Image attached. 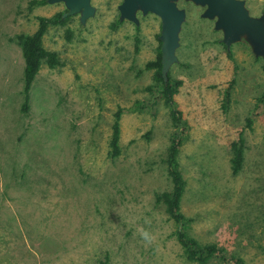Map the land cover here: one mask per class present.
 Here are the masks:
<instances>
[{"label": "rangeland", "instance_id": "rangeland-1", "mask_svg": "<svg viewBox=\"0 0 264 264\" xmlns=\"http://www.w3.org/2000/svg\"><path fill=\"white\" fill-rule=\"evenodd\" d=\"M42 1L0 0V264H226L187 259L158 203L172 153L190 234L264 264V59L246 41L228 50L204 8L180 0L177 123L154 90L160 18L139 13L136 25L119 19L122 0H92L86 24L48 26L55 62L26 93L18 35L66 11ZM247 4L264 14V0Z\"/></svg>", "mask_w": 264, "mask_h": 264}, {"label": "water", "instance_id": "water-1", "mask_svg": "<svg viewBox=\"0 0 264 264\" xmlns=\"http://www.w3.org/2000/svg\"><path fill=\"white\" fill-rule=\"evenodd\" d=\"M50 4L63 3L66 11L63 17L79 15L80 22L96 15L92 0H47ZM179 0H122L118 5L119 19L140 24L138 14H155L161 20V64L162 76L166 82L173 64L179 58L177 50L181 45V31L187 19V10L178 4ZM204 8L202 18L213 20L214 29L223 34L222 41L229 50L237 42L246 41L256 57L264 59V14L254 16L246 0H185Z\"/></svg>", "mask_w": 264, "mask_h": 264}, {"label": "trees", "instance_id": "trees-1", "mask_svg": "<svg viewBox=\"0 0 264 264\" xmlns=\"http://www.w3.org/2000/svg\"><path fill=\"white\" fill-rule=\"evenodd\" d=\"M46 1V0H45ZM42 1V2H45ZM64 12H59L51 18L40 17L39 28L32 34L18 35L19 44L23 50V57L25 61L24 67V82L25 92L31 88L32 82L38 74L41 64L43 62H50L54 64V55L50 54L43 46L42 39L49 25L61 24L65 22L66 18L63 17ZM156 64L158 70L156 72L157 80L161 81L158 87H154L155 92L161 95L166 104L171 108L172 116L178 123H182L179 116L182 114L177 101L174 99V94L178 90L179 81L172 80L169 77L166 82L162 76L161 53ZM151 65V64H150ZM153 90V89H152ZM264 102V97L261 98ZM25 107L27 105L25 104ZM119 131L117 124L115 125V132L111 139L112 154L118 156L120 148L118 145ZM168 174L172 181V188L169 191L163 192L157 196L158 203L163 205L166 213L173 219L179 226L177 230V240L183 248L187 259L207 263L216 257L223 260L226 264H243V260L239 257L228 255L217 244H203L196 237L190 234L191 220L187 218L182 211V200L186 190V180L184 179L177 159L172 153L167 159Z\"/></svg>", "mask_w": 264, "mask_h": 264}, {"label": "flooded vegetation", "instance_id": "flooded-vegetation-1", "mask_svg": "<svg viewBox=\"0 0 264 264\" xmlns=\"http://www.w3.org/2000/svg\"><path fill=\"white\" fill-rule=\"evenodd\" d=\"M179 2H180V0L178 1V4H179ZM192 3V2H191ZM246 3H247V0H246ZM247 6H248V4H247Z\"/></svg>", "mask_w": 264, "mask_h": 264}, {"label": "clouds", "instance_id": "clouds-1", "mask_svg": "<svg viewBox=\"0 0 264 264\" xmlns=\"http://www.w3.org/2000/svg\"><path fill=\"white\" fill-rule=\"evenodd\" d=\"M146 235V234H145Z\"/></svg>", "mask_w": 264, "mask_h": 264}]
</instances>
